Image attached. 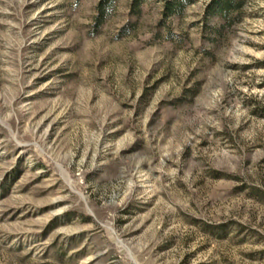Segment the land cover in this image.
Here are the masks:
<instances>
[{
	"label": "rangeland",
	"instance_id": "1",
	"mask_svg": "<svg viewBox=\"0 0 264 264\" xmlns=\"http://www.w3.org/2000/svg\"><path fill=\"white\" fill-rule=\"evenodd\" d=\"M103 1L0 0V264H264V0Z\"/></svg>",
	"mask_w": 264,
	"mask_h": 264
},
{
	"label": "trees",
	"instance_id": "2",
	"mask_svg": "<svg viewBox=\"0 0 264 264\" xmlns=\"http://www.w3.org/2000/svg\"><path fill=\"white\" fill-rule=\"evenodd\" d=\"M137 1V0H136ZM135 1V3H136ZM106 0L101 2L99 6L97 7L98 11V17L96 18L97 23L100 22L103 12H104V4ZM182 6L181 0H171L170 2H167L164 6V14L167 16L169 14L179 13ZM211 7L217 8L221 13H228L230 9L235 7V0H212V3L210 5Z\"/></svg>",
	"mask_w": 264,
	"mask_h": 264
}]
</instances>
